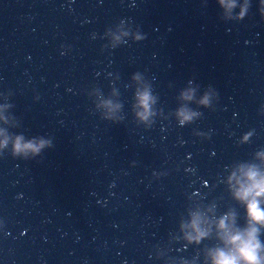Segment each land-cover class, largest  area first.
<instances>
[{"label":"water","instance_id":"water-1","mask_svg":"<svg viewBox=\"0 0 264 264\" xmlns=\"http://www.w3.org/2000/svg\"><path fill=\"white\" fill-rule=\"evenodd\" d=\"M249 171L264 0H0V264H214L251 227L264 261Z\"/></svg>","mask_w":264,"mask_h":264},{"label":"clouds","instance_id":"clouds-1","mask_svg":"<svg viewBox=\"0 0 264 264\" xmlns=\"http://www.w3.org/2000/svg\"><path fill=\"white\" fill-rule=\"evenodd\" d=\"M224 3V0H221ZM231 5L230 7H234ZM188 99L191 97L188 96ZM150 97L147 92L141 96V103L144 107L148 106ZM204 103H207L205 98ZM184 120H190L191 115L184 112L180 113ZM183 123V120H182ZM22 138H18L15 149L18 152L31 151L38 153L42 148L48 145L49 142L41 140L37 145L35 142L28 144L21 143ZM7 141H5V145ZM247 184H242L239 191L236 193L238 199L246 201L249 207V217L252 224H264V210L260 208L259 199L264 197V177H260L255 171L247 173ZM221 229H226V225L222 221ZM258 229L251 227L245 234L237 233L232 235L226 233L227 243L233 246L234 251L226 253L219 251L214 257V264H264L261 260L259 252L261 245L257 239Z\"/></svg>","mask_w":264,"mask_h":264}]
</instances>
